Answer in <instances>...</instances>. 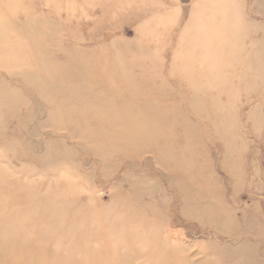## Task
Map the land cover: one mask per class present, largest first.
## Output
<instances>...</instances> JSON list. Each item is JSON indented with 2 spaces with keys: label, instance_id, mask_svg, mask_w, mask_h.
Wrapping results in <instances>:
<instances>
[{
  "label": "rangeland",
  "instance_id": "obj_1",
  "mask_svg": "<svg viewBox=\"0 0 264 264\" xmlns=\"http://www.w3.org/2000/svg\"><path fill=\"white\" fill-rule=\"evenodd\" d=\"M23 257L264 264V0H0V264Z\"/></svg>",
  "mask_w": 264,
  "mask_h": 264
},
{
  "label": "bare ground",
  "instance_id": "obj_2",
  "mask_svg": "<svg viewBox=\"0 0 264 264\" xmlns=\"http://www.w3.org/2000/svg\"><path fill=\"white\" fill-rule=\"evenodd\" d=\"M58 127V126H57ZM74 249V248H73ZM139 253V251H138ZM117 256V255H116ZM145 256V255H144ZM163 256V255H162ZM20 259H22V261H20ZM29 259H26V258H17L15 261L14 260H11L10 261V264H28L29 262ZM74 261V260H73ZM75 262V261H74ZM84 262V261H83ZM76 263V262H75ZM85 263V262H84ZM9 264V263H8ZM151 264H157V263H151Z\"/></svg>",
  "mask_w": 264,
  "mask_h": 264
}]
</instances>
